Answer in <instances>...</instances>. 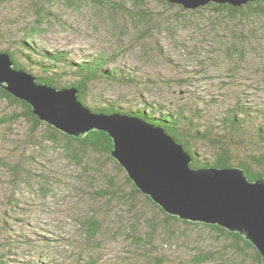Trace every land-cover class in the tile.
<instances>
[{"label": "rangeland", "instance_id": "obj_1", "mask_svg": "<svg viewBox=\"0 0 264 264\" xmlns=\"http://www.w3.org/2000/svg\"><path fill=\"white\" fill-rule=\"evenodd\" d=\"M72 2L0 0V48L15 50L17 40L41 17L44 25L32 39L35 47L67 51L77 62L96 54L113 55L119 66L149 79L148 89L142 83V90L98 81L91 88L93 96L114 101L144 93L167 106L201 109L200 120L206 122L243 92L251 103L263 105L264 80L256 68L264 66V49L258 57L249 54L248 63L240 65L242 72L235 74L227 72L223 55L215 53L234 32L235 22L218 19L212 11L185 13L161 0H146L140 7L147 8L145 19L133 22L124 15L136 17L128 0H101L103 6ZM250 24L244 23L242 31ZM19 112L0 98V119ZM45 125L32 134L23 119L0 124V224L8 223L0 253L8 263L72 264L87 251L81 218L97 216L104 231L98 248L88 251L95 264H138L133 256L140 254H152L162 264H196L200 257L203 264H255L250 250L238 255L229 249V238L164 221L143 196L131 192L126 173L105 157L80 149L76 160L69 159L61 147L43 140ZM15 164L20 165L17 179L9 169ZM39 178L47 181L42 191ZM135 237L142 238L140 249L131 243ZM9 238L14 239L11 246ZM26 239L29 247L22 244Z\"/></svg>", "mask_w": 264, "mask_h": 264}, {"label": "trees", "instance_id": "obj_2", "mask_svg": "<svg viewBox=\"0 0 264 264\" xmlns=\"http://www.w3.org/2000/svg\"><path fill=\"white\" fill-rule=\"evenodd\" d=\"M69 4L72 0H66ZM84 3L103 6L101 0H81ZM133 5V15L124 14L127 19L133 21L144 20L146 17V7L140 8L146 0H128ZM164 4L171 8H178L180 11L187 12L189 10L183 7L171 4L168 0H161ZM203 10L212 11L218 19L224 17L230 22H235V30L231 32L227 42H222L218 46V52L222 54L227 68V72L235 74L241 73L240 65H244L249 54L254 57L261 53L264 49V0H256L249 2L241 7H233L229 4L208 3L204 7L190 10V14L199 13ZM37 20L32 28L25 30L22 39H18L15 44V50L1 49L0 53L5 52L11 56L14 66L30 72L39 83H46L57 89L74 87L78 90V98L80 102L92 112L95 113H120L128 116H135L145 120L147 123L163 128L176 142L192 156L190 166L198 167H218L224 168L236 166L246 171V175L250 180H256L264 177V103L263 105L253 104L249 100V96L241 93L237 94L235 100L229 105L224 106L222 112L217 118L210 121L200 120L201 109L193 110L186 104L174 107L164 105L152 99H147L144 93L131 95L130 97L108 101L103 96H93L91 88L98 81L108 83H119L120 85L142 90L148 89L145 81H149L135 69H126L119 66L113 55L96 54L95 56L84 57L81 61H74L69 52L64 50H48L41 46L35 47L34 41L36 34L41 32L44 25L43 19ZM217 19V20H218ZM131 21V20H129ZM253 21L254 25L249 22ZM131 22V23H132ZM214 22H217L216 19ZM213 22V23H214ZM223 22L225 24H223ZM220 26H228L227 21H219ZM244 23L250 24L248 30H243ZM240 28V29H238ZM225 32V31H224ZM224 36V35H223ZM1 39V31H0ZM220 49V51H219ZM110 64H115L110 67ZM238 65V66H236ZM245 67V66H243ZM264 66L256 68V75L264 80ZM149 91L146 90L148 95ZM0 98L7 100L20 109L17 114H11L0 119V124H11L19 119L25 120L30 124L32 134L39 131L43 125L32 113L31 108L24 102L12 97L9 93L0 88ZM99 98V99H98ZM91 99V100H90ZM124 103H123V102ZM199 113V114H198ZM46 135L43 136L48 143L62 148L63 153L71 160H76L78 150L90 151L96 155L105 157L115 168L123 172L124 170L111 157L110 151L113 147L110 137L99 131H93L85 135L82 139H76L64 135L57 130L45 125ZM31 134V135H32ZM208 151L204 154L205 151ZM14 177L17 179L20 173V165L9 166ZM125 172V171H124ZM28 176V175H26ZM29 177V176H28ZM125 181L131 188L134 195L143 196L145 200L155 208L165 219L166 222H177L186 226L205 228L214 232L217 236L229 238L227 246L238 255H242L244 250L248 249L253 253L255 264H261V258L257 250L237 233H231L216 225H208L203 223H192L189 221H181L177 217L167 215L159 206L154 204L148 196L142 194L128 178L124 176ZM40 180V191L44 190L47 185L45 179ZM16 181V180H14ZM103 196V195H101ZM6 222L0 224V241L2 232L6 231ZM133 227V224H131ZM154 229V226H151ZM104 225L97 216H89L81 218L80 229L82 240L86 243L83 246V252L79 253L72 264H95L92 250L99 246L98 237L104 231ZM18 239L20 236H17ZM10 239L9 246L14 239ZM226 241V240H225ZM228 242V241H227ZM1 243V242H0ZM135 247H141L143 241L141 237H135L131 242ZM23 245L30 246L27 239L23 240ZM43 244V243H41ZM135 259L140 260L138 264H162L156 261V257L152 254L134 255ZM6 255L0 253V264H10L5 260ZM142 261V262H141ZM204 258L195 260L196 264H203ZM18 264V263H17ZM21 264V263H19ZM26 264V263H25Z\"/></svg>", "mask_w": 264, "mask_h": 264}, {"label": "water", "instance_id": "obj_3", "mask_svg": "<svg viewBox=\"0 0 264 264\" xmlns=\"http://www.w3.org/2000/svg\"><path fill=\"white\" fill-rule=\"evenodd\" d=\"M256 0H168L187 10L208 3L241 7ZM0 88L27 104L43 124L82 139L93 131L112 140L111 157L134 186L164 213L181 221L216 225L237 233L264 264V177L250 180L236 166L192 168V156L163 128L120 113L86 108L74 87L57 89L18 69L0 53Z\"/></svg>", "mask_w": 264, "mask_h": 264}]
</instances>
